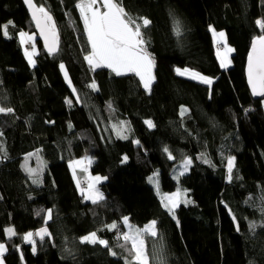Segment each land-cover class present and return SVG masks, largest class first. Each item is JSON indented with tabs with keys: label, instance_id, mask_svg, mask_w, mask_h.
I'll return each mask as SVG.
<instances>
[{
	"label": "trees",
	"instance_id": "obj_1",
	"mask_svg": "<svg viewBox=\"0 0 264 264\" xmlns=\"http://www.w3.org/2000/svg\"><path fill=\"white\" fill-rule=\"evenodd\" d=\"M33 2L56 26L54 56L44 51L22 1L0 0V26L7 25L8 33L0 31V107L13 109L0 113L5 264H125L131 245L122 240L124 217L135 227L156 221L158 236L144 238L148 264H160L161 258L163 264H264V97L254 100L245 85L246 58L262 31L256 21H264V0H119L130 17L151 22L142 29L155 61L150 91L133 74L89 68L79 0ZM19 24L36 35L35 68L25 56L32 44L11 36ZM210 28L223 32L232 49L229 70L220 65L217 52L224 45L213 44ZM176 69L213 82L209 87ZM93 82L96 90L89 87ZM34 151L46 162L37 183L22 169L24 157ZM227 156L234 159L229 182ZM84 157L93 159L90 173L105 178L99 184L104 199L97 204L83 198L69 169ZM187 158L192 164L178 186L171 172ZM158 172L169 193L179 187L192 200L176 207L174 217L148 181ZM113 223L118 228L108 230ZM250 223L256 224L254 231ZM9 227L16 235L7 236ZM42 228L49 237L35 235ZM29 232L38 241L36 253L24 243ZM92 232L108 247L80 243Z\"/></svg>",
	"mask_w": 264,
	"mask_h": 264
},
{
	"label": "snow or ice",
	"instance_id": "obj_2",
	"mask_svg": "<svg viewBox=\"0 0 264 264\" xmlns=\"http://www.w3.org/2000/svg\"><path fill=\"white\" fill-rule=\"evenodd\" d=\"M24 3L28 6L32 19L36 22L37 28L40 30L41 35L44 37L45 45L48 49L49 54H54L58 47V36L56 32V26L52 23V17L43 7H37L33 0H24ZM102 4L103 11L98 6ZM76 8L80 11L81 19L84 24V30L87 36V42L90 45L91 51L85 55V60L95 70L98 67H105L110 69L115 75H127L134 74L137 76L146 91L151 90V84L154 80L152 75V69L155 61L151 54L147 51L145 44L147 41L144 39L142 29L149 26L151 23L149 19L145 17L132 18L125 11L124 7L119 3V0H79L76 4ZM9 24L12 22L9 21ZM176 31H180V22L175 21ZM257 26L262 30L261 34L254 37L251 41V48L248 56V82L252 89L254 96L264 97V21L257 20ZM0 31H3L4 35L7 36V25L0 26ZM213 32L214 37H218L217 43L224 44L223 54L217 53L218 58L222 67H227V54L232 51L225 42V34L223 32L216 33L215 30L210 28ZM21 45L26 44L33 38L23 31L19 33ZM51 40V43L49 42ZM35 55V46L33 45L32 52H25V56L28 59L30 65H34L32 59ZM61 70H64V65H60ZM178 75L188 74L192 79H198L202 83L211 84V80L200 75L196 72H190L188 69L181 71L176 69ZM65 79L68 80L67 73H65ZM69 86L71 87V82ZM93 90H96V84L93 82L89 85ZM73 88V93L75 94ZM71 106L72 101L66 99L65 101ZM77 102L79 100L77 99ZM111 107V105H109ZM13 109L0 107V113H11ZM184 111V110H182ZM123 124V122H122ZM145 124L149 128L154 127L152 121L147 120ZM115 130V129H114ZM117 135L121 138H126L121 135V131H117ZM138 143V142H137ZM2 151V149H0ZM164 151L168 153L169 159H174L173 155L169 152L168 148L165 147ZM203 159V154L201 156ZM127 160V157L124 158ZM205 162H208L205 160ZM84 161H75L74 164L70 163L69 167L73 169V176H75V166L83 165ZM91 163V161H89ZM191 161L188 159L184 160L183 167L186 168L190 165ZM234 159L229 157L227 160L228 179H232V168ZM29 175H33L34 170L28 169ZM100 177L94 178V183H89L87 189L81 187L80 181L77 180V187L79 188L81 195L85 200H91L93 204H97L99 201L104 199L102 193L95 189V183L100 181ZM150 182L152 178H149ZM33 183H37V180H33ZM158 190V184L155 185ZM164 200L168 201L165 207L169 213L174 217V207L178 203L174 196H166ZM163 202V201H162ZM171 205V207H169ZM47 217L51 218V210L47 211ZM47 222V221H45ZM123 225L127 226L129 231L122 234V239L125 241V245L129 244L131 247L126 248L129 256L125 259V264H148V257L145 252V241L143 237L145 235L156 238L158 232L156 229V221H152L147 224L143 229L133 228L129 224L128 218L124 217L122 220ZM264 227V225H261ZM108 230L117 229L118 225L113 223L106 226ZM250 230H255L256 224L250 223ZM5 232L9 237L16 235V232L12 228L5 229ZM41 239L48 236L47 229L42 228L35 233ZM33 233L29 232L23 236L25 242H32ZM80 243L99 244L104 247H108V242L100 239L96 232H92L80 239ZM124 245H122L123 247ZM6 248L4 244H0V256L4 254ZM35 251V248H33ZM115 255V253L110 252ZM160 264H163L162 258Z\"/></svg>",
	"mask_w": 264,
	"mask_h": 264
},
{
	"label": "rangeland",
	"instance_id": "obj_3",
	"mask_svg": "<svg viewBox=\"0 0 264 264\" xmlns=\"http://www.w3.org/2000/svg\"><path fill=\"white\" fill-rule=\"evenodd\" d=\"M100 8H101V11H103L104 9H103V6H102V4H99L98 5ZM29 36H31L33 39L32 40H30L29 42L32 44V46L34 45L35 46V55L38 53V48H37V43H36V35L35 34H32V33H29ZM225 42L227 43V41H226V38H225ZM223 44V43H222ZM224 45V44H223ZM227 46H228V44H227ZM229 47V46H228ZM223 50H224V48L222 49V50H220V53L221 54H223ZM218 53V52H217ZM229 54V53H228ZM228 54H227V56H228ZM232 54V51L230 52V55ZM35 55H33V57L35 58ZM230 58V57H229ZM227 59H228V57H227ZM87 62V61H86ZM229 68L227 69V70H229V69H231L232 68V59L230 58V62H229ZM87 65L89 66V68L90 69H92V67L88 64V62H87ZM35 68V67H34ZM98 68H101V67H98ZM97 69V68H96ZM190 72H194V71H191L190 70ZM65 73H67V71H66V69H65V67H64V70L62 71V75H63V79H64V82H65V84L67 85V86H69V82L68 81H70L69 80V77H68V74H67V77H68V80H66L65 79ZM197 73V72H196ZM37 76H36V78L37 79H40L41 77H42V74L38 71V69H37V74H36ZM201 75V74H200ZM203 76V75H202ZM204 77H206V76H204ZM207 79H209V80H211V84H212V82H213V80L211 79V78H208V77H206ZM194 80H198V79H194ZM199 81V80H198ZM196 82V81H195ZM199 83H201L200 81H199ZM202 84H205V85H208L209 87L211 86V84H207V83H202ZM59 87H60V85H58V84H56V86H55V89L56 90H59ZM231 157V156H230ZM228 156L226 157V162H227V160H228ZM188 160H190L189 158H187ZM191 161V160H190ZM183 163H184V161L182 162V163H180V164H178V165H176V166H174V168L172 169V172H171V178L175 181V183L178 185L179 184V179H180V177L181 176H183V175H185V174H187L188 173V171H189V168H190V166H191V164H192V162L190 163V165H188L186 168H184L183 167ZM233 166H234V164H233ZM45 168H46V162L41 158V156H40V154H39V152L38 151H34V152H32L31 154H29V155H27V156H25L24 157V159H23V162H22V169H23V171H24V173L28 176V178L29 179H35V180H37V181H40V177H41V173H43L44 172V170H45ZM81 168V165L80 166H75V169L77 170H75V176H76V178L74 179V176H73V169L72 168H70L69 167V169H70V171H71V174H72V177H73V179H74V181H75V183H76V186H77V180H79L80 181V184H81V187H83V188H85V189H87V187H88V184L89 183H94V178L95 177H100L101 179H100V181L98 182V183H95V189L96 190H98L100 193H102L101 191H100V189H99V184H101V183H103L104 181H105V178L104 177H101L100 175H94V174H91L90 173V171L88 172V175L86 176V177H82L81 178V176H79V169ZM28 169H33L34 170V173H33V175H29V172H28ZM232 170H233V168H232ZM160 175H162L160 172H158V173H155V174H153L152 176H150L151 178H152V181L153 182H150V180H148L149 181V183L151 184V186H153L155 189H156V191H157V193H158V197H159V199H160V201H161V203L163 204V206H164V208H165V210L169 213V211H168V209L165 207V205L166 204H168V201L167 200H164V197H166V196H174L175 198H176V200L178 201V203L176 204V206L174 207V210H175V208L176 207H178L179 205H184V206H188V205H192V200H191V198H190V196H189V192H188V190H185V189H181V188H177L176 189V191L175 192H173V193H169L167 190H166V187H165V185H164V181L162 180V178L160 177ZM228 169H227V164H226V181L227 182H229L230 180L228 179ZM83 176V175H82ZM163 176V175H162ZM83 182H85L86 183V185L85 186H83ZM156 184H158V190H157V187L155 186ZM179 186V185H178ZM78 188V187H77ZM78 191L80 192V190H79V188H78ZM80 194H81V192H80ZM103 194V193H102ZM104 196V195H103ZM86 201H88V202H91V201H89V200H86ZM163 201V202H162ZM169 207H171V205H169ZM170 214V213H169ZM170 216H173L172 214H170ZM47 219H49V218H47ZM123 224V223H122ZM149 224V223H148ZM124 227H125V233H127L128 231H129V229H128V227L127 226H125V225H123ZM146 226V225H145ZM144 226V227H145ZM144 227H135V226H133V228L135 229V228H139V229H143ZM9 228H12V227H9ZM13 229V228H12ZM114 230V229H113ZM8 236V235H7ZM146 236H148V235H145L144 237H143V239L146 237ZM9 237V236H8ZM37 237H39V236H37ZM40 238V237H39ZM179 237H178V235H177V237H176V239H178ZM123 240V239H122ZM124 241V240H123ZM24 243H26L27 245H29L30 247H31V251L33 252V253H36V251H37V245H38V241H37V239L34 237V235H33V237H32V242L30 243V242H25L24 241ZM130 244V243H129ZM5 246V245H4ZM5 248H6V251L4 252V254L2 255V256H0V264H5V262H4V256L6 255V252H7V247L5 246ZM33 248H35V251H33Z\"/></svg>",
	"mask_w": 264,
	"mask_h": 264
},
{
	"label": "water",
	"instance_id": "obj_4",
	"mask_svg": "<svg viewBox=\"0 0 264 264\" xmlns=\"http://www.w3.org/2000/svg\"><path fill=\"white\" fill-rule=\"evenodd\" d=\"M21 1H22L23 5L25 6V8H26V10H27V12H28V14H29V16H30V18H31V21H32V23H33V25H34V27H35V30H36V33H37V36H38V40L40 41V44L42 45L44 51L46 52L47 55L54 56L55 54H57L59 46L57 47V51H56L54 54H49L48 49H47V47H46V45H45L44 37L41 35L40 30L37 28V26H36V22L32 19V14H31V12H30L28 6L24 3V0H21ZM33 3H34V2H33ZM52 23H54L53 19H52ZM49 42L51 43V40H50ZM250 48H251V45H250ZM250 48H249V51H250ZM249 51H248L247 58H246V63H245V79H246V86H247V89H248V91H249L251 97H252L254 100H258V99L261 98V96H254V95L252 94V89H251V86H250V84H249V82H248V56H249ZM227 211H228V216H229V218L232 220V222L234 223V226H235V228H236V230H237V229H238V226H237V222H236L234 216L232 215L231 211H230L228 208H227ZM45 229H46V228H45ZM38 231H39V230H38ZM38 231H37V232H38ZM47 232H48V230H47ZM48 233H49V232H48ZM49 236H50V234H49L48 236H46V237H49Z\"/></svg>",
	"mask_w": 264,
	"mask_h": 264
},
{
	"label": "crops",
	"instance_id": "obj_5",
	"mask_svg": "<svg viewBox=\"0 0 264 264\" xmlns=\"http://www.w3.org/2000/svg\"><path fill=\"white\" fill-rule=\"evenodd\" d=\"M23 32H26L25 30H22ZM212 41H213V44L215 45L217 43V40L219 39L218 37H214L213 35V32H212ZM228 61L230 62V53L228 54ZM219 62H220V59L218 58ZM229 62L227 63V67H222L223 70H227L230 66ZM221 65V63H220ZM32 68L36 67V63L34 62V65H31ZM143 86V85H142ZM75 161H84L83 165H81V168L79 169V172L83 173V176L82 177H86L88 175V172L90 171L91 169V166L93 164V159L90 158V157H84V158H80V159H77V160H74L72 163L74 164ZM89 161H91V163H89ZM76 170V169H75ZM77 171V170H76ZM91 201V200H89ZM31 243V242H30Z\"/></svg>",
	"mask_w": 264,
	"mask_h": 264
},
{
	"label": "bare ground",
	"instance_id": "obj_6",
	"mask_svg": "<svg viewBox=\"0 0 264 264\" xmlns=\"http://www.w3.org/2000/svg\"><path fill=\"white\" fill-rule=\"evenodd\" d=\"M27 11V10H26ZM28 13V12H27ZM28 16H29V14H28ZM29 18H30V16H29ZM30 21H31V18H30ZM31 23H32V21H31ZM33 24V23H32ZM26 25L25 24H19V25H15V27L13 28V31H12V34H11V36H14L15 37V39L17 38L18 39V34H19V32H21L22 30H26L27 28L25 27ZM34 26V25H33ZM35 28V27H34ZM210 32V34L212 35V31H209ZM216 32V31H215ZM134 75V74H133ZM136 78H138L137 76H135ZM139 79V78H138ZM245 82H246V79H245ZM245 85H246V83H245ZM246 88H247V86H246ZM41 184V183H40ZM173 190H175V189H173ZM176 191V190H175ZM174 191V192H175ZM173 193V192H172Z\"/></svg>",
	"mask_w": 264,
	"mask_h": 264
},
{
	"label": "built area",
	"instance_id": "obj_7",
	"mask_svg": "<svg viewBox=\"0 0 264 264\" xmlns=\"http://www.w3.org/2000/svg\"><path fill=\"white\" fill-rule=\"evenodd\" d=\"M221 48H222V45H218V46L216 47V50H220ZM26 49L32 50V47H31L30 45H28V46H26ZM85 185H86V183L83 182V186H85Z\"/></svg>",
	"mask_w": 264,
	"mask_h": 264
}]
</instances>
